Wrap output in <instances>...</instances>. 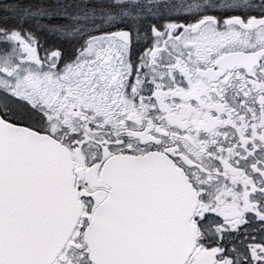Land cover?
<instances>
[{
  "label": "snow or ice",
  "instance_id": "6c2138e0",
  "mask_svg": "<svg viewBox=\"0 0 264 264\" xmlns=\"http://www.w3.org/2000/svg\"><path fill=\"white\" fill-rule=\"evenodd\" d=\"M0 264H264V0H0Z\"/></svg>",
  "mask_w": 264,
  "mask_h": 264
}]
</instances>
